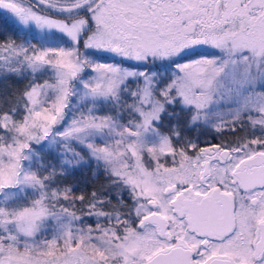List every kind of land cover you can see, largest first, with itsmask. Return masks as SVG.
Instances as JSON below:
<instances>
[{
    "label": "snow or ice",
    "instance_id": "6c2138e0",
    "mask_svg": "<svg viewBox=\"0 0 264 264\" xmlns=\"http://www.w3.org/2000/svg\"><path fill=\"white\" fill-rule=\"evenodd\" d=\"M0 12V264H264V0ZM93 161L107 183L72 195Z\"/></svg>",
    "mask_w": 264,
    "mask_h": 264
},
{
    "label": "trees",
    "instance_id": "16d2710c",
    "mask_svg": "<svg viewBox=\"0 0 264 264\" xmlns=\"http://www.w3.org/2000/svg\"><path fill=\"white\" fill-rule=\"evenodd\" d=\"M2 13V14H1ZM0 13V31L4 32L5 35L11 34L13 29V21L9 18V15L1 12ZM101 61H107L101 56ZM24 81H12V84L16 87H22ZM167 122V120H166ZM260 134L259 131H256ZM93 167L86 166L75 171L74 174L67 178V184L73 187V193L81 195L82 193L86 196L91 194L93 189H99L102 185L107 182L103 179V171L101 170L99 175L94 176L93 173L96 170H92ZM125 201H128L127 192L124 193ZM114 202V201H113ZM82 207V206H81Z\"/></svg>",
    "mask_w": 264,
    "mask_h": 264
},
{
    "label": "flooded vegetation",
    "instance_id": "af4514ba",
    "mask_svg": "<svg viewBox=\"0 0 264 264\" xmlns=\"http://www.w3.org/2000/svg\"><path fill=\"white\" fill-rule=\"evenodd\" d=\"M198 131H199V143H200V146H202V147H207L209 143L215 144V143H221L222 141L227 142V141L234 139L233 133L225 131L222 134H217L215 131H213L211 126L203 127L201 129H199ZM249 133H250L249 138H256L259 135V134H257V132H255L254 134L251 132H249ZM191 135L195 138L197 135V130H193ZM235 135H243V133H236ZM193 155H194V153H193ZM161 162H164V161H161ZM168 165L171 166V157L168 158ZM153 166H154V164H153ZM76 205L80 206L79 203H77Z\"/></svg>",
    "mask_w": 264,
    "mask_h": 264
},
{
    "label": "rangeland",
    "instance_id": "374dc122",
    "mask_svg": "<svg viewBox=\"0 0 264 264\" xmlns=\"http://www.w3.org/2000/svg\"><path fill=\"white\" fill-rule=\"evenodd\" d=\"M9 18H11L10 16H9ZM35 42V41H34ZM212 50L211 49H209V48H207V47H201V48H199V49H197L196 50V52L197 53H200V54H206V53H210ZM102 57H104L107 61H101V62H105V63H111V62H115L113 59H111L107 54H103L102 55ZM116 59H118V58H116ZM179 62H184L183 60H181V61H179ZM47 78V74H45V75H43V76H40L39 77V80L42 82L44 79H46ZM249 132H251V130L249 129ZM260 136V134L258 135V137ZM47 151H48V149H47V145L45 146V149H44V152H45V154H47ZM147 159V158H146ZM88 166H90V167H93L92 168V170H96V166H95V162L93 161L90 165H88ZM84 168H86V167H84ZM95 172V171H94ZM72 195H74V196H79V195H77V194H75V193H73ZM90 195V194H89ZM80 206H82V205H80ZM80 206H77L76 205V208H80ZM83 207V206H82ZM95 218L93 217V218H91V219H85L84 221H83V224L84 225H88V224H92L93 226H94V224H95Z\"/></svg>",
    "mask_w": 264,
    "mask_h": 264
}]
</instances>
